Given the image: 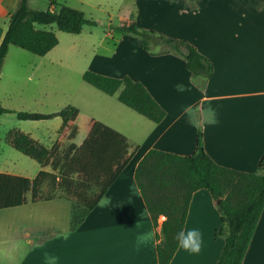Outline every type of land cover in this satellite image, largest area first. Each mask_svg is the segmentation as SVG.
<instances>
[{
  "label": "crops",
  "instance_id": "crops-1",
  "mask_svg": "<svg viewBox=\"0 0 264 264\" xmlns=\"http://www.w3.org/2000/svg\"><path fill=\"white\" fill-rule=\"evenodd\" d=\"M18 1L0 0V15L9 17ZM147 1L164 10L160 23L166 22L167 27L159 23L161 26L155 30L197 47L211 60V75L195 78L181 54L154 56L145 49L136 52L140 54L139 62H130L129 69L135 73L93 69L141 81L166 115L155 122L139 113L133 124L144 133L137 141H132L123 128L90 116L87 129L90 119L97 118L127 136L132 154L129 161L76 228L71 223L72 203L64 197L36 202L29 198L24 205L0 209V264H159L157 232L166 217L161 215L159 225H154L135 178L136 168L153 148L192 154L200 128L205 150L218 164L239 171L258 170L264 155V0H136L139 21L153 18L144 12ZM6 30L0 34V43ZM116 57H120L118 52L108 58ZM42 95L47 93L40 92L30 100L37 101ZM76 124L78 133L74 138H61L59 128L51 144L43 142L45 137L33 130H17L31 134L49 148L58 144L62 150L75 142L81 128L77 120ZM42 168L36 174L16 175L34 178ZM186 222L200 228L205 246L200 254L177 249L170 264H216L225 236L218 231L223 226L221 212L208 189L193 193ZM148 233L150 239L142 240ZM242 264H264V210Z\"/></svg>",
  "mask_w": 264,
  "mask_h": 264
},
{
  "label": "trees",
  "instance_id": "trees-1",
  "mask_svg": "<svg viewBox=\"0 0 264 264\" xmlns=\"http://www.w3.org/2000/svg\"><path fill=\"white\" fill-rule=\"evenodd\" d=\"M51 0L45 9L33 8L29 0H19L10 13L9 25L0 43V78L2 67L12 45L34 54L46 55L58 43L55 31L41 28L55 24L59 30L79 34L87 24L96 21L86 13L65 3ZM120 29L141 38V46L152 51L154 46L166 45L164 52L185 57L186 68L196 77L209 78L213 71L211 60L187 40L174 38L154 29L142 30L136 22L122 23ZM83 79L99 90L114 95L138 113L160 122L166 111L147 87L130 76L114 77L87 70ZM14 112L22 120H43L60 116L63 123L60 137L74 138L80 110L69 104L50 113L6 108L0 98V115ZM8 142L17 150L37 160L42 169L34 177L0 172V209L16 207L29 201H49L64 197L72 203L71 223L76 228L96 207L108 188L123 170L129 155L128 138L122 132L97 118L88 123L87 135L78 145L71 142L60 150L55 144L49 148L31 134L12 129ZM63 155L60 158L58 155ZM52 159V157H54ZM51 165L52 169L45 167ZM155 226L164 215L161 231L157 232L159 264H170L178 247L176 234L183 228L193 193L208 189L221 212L225 245L216 264H242L264 210V155L256 172H246L218 164L205 150L203 130L197 134L196 149L190 155H180L150 149L138 163L135 172ZM63 193L57 195L56 191Z\"/></svg>",
  "mask_w": 264,
  "mask_h": 264
},
{
  "label": "rangeland",
  "instance_id": "rangeland-1",
  "mask_svg": "<svg viewBox=\"0 0 264 264\" xmlns=\"http://www.w3.org/2000/svg\"><path fill=\"white\" fill-rule=\"evenodd\" d=\"M50 2L51 0H30V6L45 9ZM58 2L83 10L87 17L96 21V24L85 25L79 34L59 30L55 24L39 25L41 28L55 31L59 38V43L43 56L15 45L11 46L1 71L2 104L13 110L44 113L54 112L72 104L80 110L77 123L81 128L78 136L73 139L78 144L86 136L85 124L90 116L123 128L130 134L132 141H137L139 134L142 136L144 132H138L139 126L133 124V120L140 115L118 99L122 88L114 95H109L86 82L83 74L93 69L108 73L131 71L130 62H139L140 54L136 52L144 48L140 44L139 36L124 32L119 26L124 22L134 21L139 23L138 27L142 30H155L161 25L167 27L166 22L160 23V13L163 14L164 10L159 9L158 4L147 1L144 4V12L146 15L152 14L153 18L139 21L136 0H54L51 3L52 7H56ZM8 25L9 17L6 14L0 15V34ZM166 48V45L154 46L152 51H146L155 56L165 53L163 49ZM116 52L120 57L109 60L108 57H112ZM131 57L135 59L132 60ZM99 64L116 69H104L99 67ZM33 69L36 70L30 79L28 75ZM40 92H46L47 95L40 96L37 101L30 100L39 96ZM61 124L60 116L45 120H22L14 112L0 115V171L36 174L41 167L37 160L17 150L8 142L9 130L21 128L33 130L45 137L43 142L51 144V138L53 140L56 137ZM58 156L62 158L63 155ZM54 158L55 156L52 157ZM47 169L51 170V165L47 166ZM61 193L62 189L56 191L57 195ZM28 196L31 198L32 194L29 193Z\"/></svg>",
  "mask_w": 264,
  "mask_h": 264
},
{
  "label": "clouds",
  "instance_id": "clouds-1",
  "mask_svg": "<svg viewBox=\"0 0 264 264\" xmlns=\"http://www.w3.org/2000/svg\"><path fill=\"white\" fill-rule=\"evenodd\" d=\"M151 234H145L141 237L142 240L150 239ZM177 247L179 250L189 254H200L205 246L203 233L198 227L189 226L186 222L183 228L176 234Z\"/></svg>",
  "mask_w": 264,
  "mask_h": 264
}]
</instances>
